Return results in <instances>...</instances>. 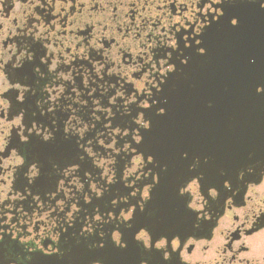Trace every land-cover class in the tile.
<instances>
[{
  "label": "flooded vegetation",
  "instance_id": "af4514ba",
  "mask_svg": "<svg viewBox=\"0 0 264 264\" xmlns=\"http://www.w3.org/2000/svg\"><path fill=\"white\" fill-rule=\"evenodd\" d=\"M249 12L264 0H0V264H264V103L223 151L222 101L191 93ZM174 96L194 141L169 165L146 138Z\"/></svg>",
  "mask_w": 264,
  "mask_h": 264
},
{
  "label": "water",
  "instance_id": "95a60500",
  "mask_svg": "<svg viewBox=\"0 0 264 264\" xmlns=\"http://www.w3.org/2000/svg\"><path fill=\"white\" fill-rule=\"evenodd\" d=\"M247 16L246 22L237 27L230 36H217L211 47V56L203 61L210 71L198 73L197 78L207 77L209 84L211 77L210 84H213L211 89L208 86L196 91L191 90L194 95L211 91L216 94L217 100L222 101V104L219 103L216 107L215 116L217 124L222 128L218 129L217 136L212 137V140H215V145L223 151L227 150L224 138L226 134L230 137L232 149L242 147L243 131L248 138L253 132L258 134L259 130L254 127L259 125L260 118L243 120L241 108L261 101L264 103V92L259 96L256 94L259 87L264 90V15L249 12ZM177 99L178 96L171 97L168 108L172 113L170 112L168 117L158 119L155 126L147 132L146 138L147 145L169 165L175 163L171 154L173 155L174 152L177 154L182 146L191 147L194 141L188 128L190 121L193 120L181 117L180 109L183 104ZM184 106L185 109L193 108L187 104ZM229 109L233 111V123L236 124L233 125V131H228L226 126ZM179 132L183 136L178 135ZM175 172L176 170L168 172L166 183L172 180ZM166 183L161 185L155 194L158 212L162 214L173 211L172 201L176 196L174 185H166Z\"/></svg>",
  "mask_w": 264,
  "mask_h": 264
}]
</instances>
